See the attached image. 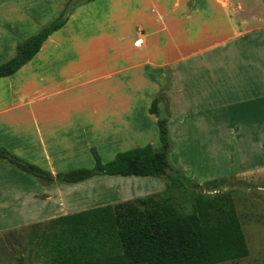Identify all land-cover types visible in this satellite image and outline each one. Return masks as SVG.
<instances>
[{
    "label": "crops",
    "instance_id": "1",
    "mask_svg": "<svg viewBox=\"0 0 264 264\" xmlns=\"http://www.w3.org/2000/svg\"><path fill=\"white\" fill-rule=\"evenodd\" d=\"M68 1L0 0V64L16 55L15 36L38 33ZM122 1L82 4L81 10L99 13L92 34L85 40L76 36L82 23L73 19L82 12L73 10L66 25L45 41L32 60L13 76L0 78V134L15 125L22 131V136L12 135L0 145L53 173L84 163L92 166L91 147L112 158L119 148L129 150L157 139V116L150 107L161 93L168 96L162 101L171 134L195 131L180 116L183 110L194 116L200 128L209 124L217 133L235 132V109L243 105L245 120L252 117L257 132L264 134V96L246 97L264 94V0H131L135 18L131 24L122 23ZM137 40H141L138 46ZM51 43L57 48L67 44L68 53L52 51ZM195 57L199 61L192 65L201 68H210L219 59L232 65L195 81L192 97H185L190 70L184 63ZM239 58L245 68L237 70L234 64ZM61 60L66 64L60 66ZM35 61L44 67L38 69ZM215 88L219 93L245 94V101L225 95L224 103L214 106ZM71 95L77 96L72 104ZM216 107L218 115L209 113ZM254 171L263 172L264 163L245 169V174ZM65 214L56 212L44 219Z\"/></svg>",
    "mask_w": 264,
    "mask_h": 264
},
{
    "label": "rangeland",
    "instance_id": "2",
    "mask_svg": "<svg viewBox=\"0 0 264 264\" xmlns=\"http://www.w3.org/2000/svg\"><path fill=\"white\" fill-rule=\"evenodd\" d=\"M92 1L81 3L74 9V12L78 8L80 10L79 13L82 12L81 17L73 19L74 21L81 20L82 25L77 28L78 34L76 36L82 40H85L86 35L94 32L93 27L100 21L99 13L93 14L95 12L94 9L88 8L89 10L83 11L79 7L83 6L82 4H90ZM197 1L193 0V3ZM132 2L134 1H122L124 5L120 14L122 23L128 22L131 24L135 21L131 14V8L134 6L131 4ZM51 21L44 23L40 29ZM73 26H70L72 35ZM117 31H119V26H117L115 32ZM57 47V45L51 43L52 51L55 49L56 53L61 54L67 52V44L61 48ZM100 48L103 47L101 46ZM198 61L199 57H195L193 60L184 63L186 71L190 70L185 76V97H192L193 91L196 90L195 81L206 77L213 70H221L232 65L230 63L232 61H228V59H223V61L219 59L218 62L211 63L210 68H208V65H204L202 68L200 65H192ZM35 62H38V69L44 67L41 62ZM65 64L66 62L60 61V66ZM234 65L237 70L245 68L240 58L238 59V64ZM215 91L217 92L211 94L214 106L223 104L224 102L221 101L224 100L223 97L225 95L234 96L233 101L238 100L236 97H243L242 99L244 100L240 103L245 101V94L219 93L217 88H215ZM164 94H159L163 100L164 97H168ZM247 95L246 97L251 99L264 96L263 93H253L249 97ZM76 98V95L69 96V102L72 104V101ZM84 101L87 104L89 103L85 98ZM244 107L245 105L235 109L238 112L233 116V129H235V132L230 134L228 132L217 133L213 131V126L209 124H204L200 128V123H196L194 116L186 113L185 110L181 112L180 116L186 120L187 127L192 130L195 129V131L190 133L187 130L184 133H178L179 135H174L170 133L169 129L171 141V149L168 156L169 163L171 167L180 171L194 182L189 187L167 190V176L122 177L101 175L81 184L58 183L34 177L21 171L6 160L0 159V264H45L44 254L38 249L37 245L29 243L28 233L31 225L47 223L51 218L48 220L44 218L56 212L57 214L63 212L72 214L98 206L115 205L152 195L155 199L168 197V203L178 213H193L195 211V200L198 195L216 197L218 194L221 195L225 192L234 203L247 240L249 255L240 260L219 264H264V199L253 191V189L258 187L264 188V171L247 172L245 174V169L264 163V134L257 132V127L253 124L254 119L252 117L245 120ZM218 111L219 109L216 107L209 113L216 112L218 115ZM240 112H244V114L240 115ZM172 119L174 120V117L171 118V122ZM228 121L230 122V120ZM169 122L170 120H168L170 128ZM156 125L158 128L157 139H153L150 143L158 147L160 142L157 122ZM16 126L0 134V140L9 142L12 135L14 137L22 136V131H18ZM198 127L201 131H199ZM25 136H28V132ZM0 147L6 148L2 145ZM91 148H95L100 157L107 162L112 161L117 153L126 150L119 148L121 150L118 149V152L110 158L109 155L103 154L102 156L97 147ZM91 148L88 161L93 165L86 166L87 163H84V166L78 168H93L95 166V158L93 153H91ZM6 149L10 151L8 148ZM20 157L29 161L23 156ZM78 168L73 166L70 170ZM209 181H215V184L210 186L208 185ZM31 192L33 193L30 194ZM60 202H62V205L59 206ZM59 208L63 209L58 211Z\"/></svg>",
    "mask_w": 264,
    "mask_h": 264
},
{
    "label": "trees",
    "instance_id": "3",
    "mask_svg": "<svg viewBox=\"0 0 264 264\" xmlns=\"http://www.w3.org/2000/svg\"><path fill=\"white\" fill-rule=\"evenodd\" d=\"M68 3L37 34L26 39L16 37V55L0 64V78L13 76L54 32L66 25L72 13L66 11ZM162 100L160 95L155 97L151 114L158 116L157 106ZM157 124L158 147L149 143L122 151L107 163L91 148L93 168L52 173L4 147H0V159L34 177L58 183L78 184L101 175L167 176V190L189 187L194 182L169 163L168 120L157 119ZM28 237L29 243L44 254L45 264H219L249 255L234 203L226 192L216 197L198 195L193 213H178L168 197L155 199L152 195L98 206L33 224Z\"/></svg>",
    "mask_w": 264,
    "mask_h": 264
},
{
    "label": "water",
    "instance_id": "4",
    "mask_svg": "<svg viewBox=\"0 0 264 264\" xmlns=\"http://www.w3.org/2000/svg\"><path fill=\"white\" fill-rule=\"evenodd\" d=\"M88 0H69L68 6H67V13L72 12L74 10V8L78 5H80L81 3L87 2ZM158 116L157 119L158 120H168L169 119V112L166 108L165 102L164 101H160L158 103Z\"/></svg>",
    "mask_w": 264,
    "mask_h": 264
},
{
    "label": "bare ground",
    "instance_id": "5",
    "mask_svg": "<svg viewBox=\"0 0 264 264\" xmlns=\"http://www.w3.org/2000/svg\"><path fill=\"white\" fill-rule=\"evenodd\" d=\"M253 191L256 193V195L264 199V188L258 187L256 189H253Z\"/></svg>",
    "mask_w": 264,
    "mask_h": 264
},
{
    "label": "built area",
    "instance_id": "6",
    "mask_svg": "<svg viewBox=\"0 0 264 264\" xmlns=\"http://www.w3.org/2000/svg\"><path fill=\"white\" fill-rule=\"evenodd\" d=\"M140 43H141V40H137V41L135 42V45L138 46Z\"/></svg>",
    "mask_w": 264,
    "mask_h": 264
}]
</instances>
